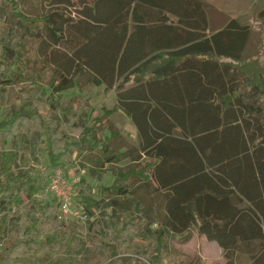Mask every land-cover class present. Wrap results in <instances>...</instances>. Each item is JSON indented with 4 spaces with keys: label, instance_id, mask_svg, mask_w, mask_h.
Wrapping results in <instances>:
<instances>
[{
    "label": "trees",
    "instance_id": "16d2710c",
    "mask_svg": "<svg viewBox=\"0 0 264 264\" xmlns=\"http://www.w3.org/2000/svg\"><path fill=\"white\" fill-rule=\"evenodd\" d=\"M44 1L53 8L22 20L52 68L36 69L28 48L20 47L24 74L0 53L1 82H14L16 72L36 83L43 69L52 90L45 97L40 89L41 96L21 105L0 100V177L10 176L17 160L6 145L24 126L39 122L53 170L74 147L87 144L85 164L108 163L115 175L112 184L100 187L112 209L115 242L105 260L92 255L82 264H201L199 257L169 246L170 237L181 235L187 242L193 231L217 242L226 264H264V63L249 48L253 22L264 18V0L252 16L222 13L218 26L210 25L202 0ZM258 24L264 28V21ZM2 29H7L3 18ZM257 42L264 54V39ZM87 70L105 89L116 90L118 102L93 124L92 101L63 95ZM41 102L51 122L40 113ZM119 109L137 130L138 147L128 151L120 149V134L108 125ZM97 126L110 134L98 137ZM19 176L25 177L0 178V210L10 213L26 201L32 208L26 218L7 216L0 264H36L46 251L66 245L50 223L58 199L35 197L46 185L44 176ZM87 187L83 209L94 216L99 202ZM157 192L165 194L163 212L150 197ZM88 226L102 230L97 222Z\"/></svg>",
    "mask_w": 264,
    "mask_h": 264
},
{
    "label": "rangeland",
    "instance_id": "374dc122",
    "mask_svg": "<svg viewBox=\"0 0 264 264\" xmlns=\"http://www.w3.org/2000/svg\"><path fill=\"white\" fill-rule=\"evenodd\" d=\"M209 11L210 25H220L222 23V13L226 16H237L240 14L252 16L255 7L260 0H202ZM50 8H53L51 1L44 0H0V19L6 21L7 29L0 33V53L5 55V62L13 69L20 67L21 72L27 73L25 61L19 59L22 54L17 55L20 47L28 48L26 55L32 57V63L36 69L52 68L48 65L44 56L38 53L35 38L31 36L28 27L22 20V16H39L47 13ZM264 21V18H259V21L253 22L254 34L249 43V48L252 52L257 50L260 53L261 61L264 63V54L259 52L257 39H264V28L259 27V22ZM212 27V26H211ZM208 32H211L208 27ZM25 58V56H24ZM50 75L43 69L39 71V77L36 83L26 80L24 76L14 74V82L7 84L6 81H0V100L11 98L17 105L24 104L29 96H41L40 89L44 90V96L48 97L52 93L50 85ZM76 85L72 89L63 91L66 100L79 95H85V100L92 101L89 105L88 114L91 118L90 124L94 123V118L97 115H102L105 109L114 108L117 106L116 90L105 89L101 85V80L96 77L91 71H85L78 78H75ZM85 100H83L85 102ZM77 102V99H75ZM85 102V103H86ZM89 103V104H90ZM88 104V103H87ZM39 111L43 117L51 122V117H48L47 111L44 109V103H40ZM4 116L0 111V119ZM108 125L114 132H118V146L123 151H128L138 147L137 130L131 119L122 111L117 110L109 117ZM20 137H12L11 142L6 145V149L17 154L14 169L9 175H3L0 178L8 181L12 178L18 179L19 173L33 176L40 180L44 176L46 185L49 180V175L53 172L50 161L47 155V148L44 144V133L39 122L30 123L22 128ZM96 135L106 136L110 134V130L102 132L100 126L95 128ZM82 134L75 136V140H80ZM1 150V146H0ZM70 158L66 159L60 167L66 176V179L75 183L76 189L73 198L72 210L68 213H63L58 205L53 210L50 216V223L54 229H58L66 238V245L62 249H56L48 253L45 252L43 259L36 264H82L85 260L97 256L98 260H105L110 254V243L115 242L114 231L111 228L109 221L112 215V209L106 205V200L100 193L102 185H110L113 183L115 175L112 172L111 165L106 163L103 167L91 164H85V157L90 153V147L87 144H82L80 147H74ZM137 156V155H135ZM83 180V181H82ZM45 185V186H46ZM92 187V197L98 203L94 209V216H89L83 207L86 203L82 202V195L90 194ZM44 186V187H45ZM43 190V189H42ZM39 191L36 194L38 201H49L53 197L44 192ZM147 193V192H146ZM154 204L163 212L165 207L164 192H157L150 195ZM31 206L27 201L14 208L10 213L0 210V231L5 226L7 216L10 217H27V213L31 210ZM89 222H97L102 228L96 232L89 229ZM153 227H156L154 225ZM169 246L172 251L178 252L189 257H199L201 264H226V259L222 248L215 241H210L204 234L193 231L190 240L187 242L181 241V235H174L169 238ZM124 256V255H122ZM243 263H247L244 259Z\"/></svg>",
    "mask_w": 264,
    "mask_h": 264
},
{
    "label": "built area",
    "instance_id": "2783aa9c",
    "mask_svg": "<svg viewBox=\"0 0 264 264\" xmlns=\"http://www.w3.org/2000/svg\"><path fill=\"white\" fill-rule=\"evenodd\" d=\"M75 189V183L69 182L64 171L61 168H57L49 175L48 183L42 191L57 198L60 210L63 213H68L72 210Z\"/></svg>",
    "mask_w": 264,
    "mask_h": 264
}]
</instances>
